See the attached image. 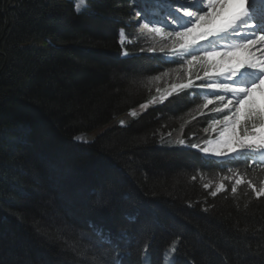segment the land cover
Returning <instances> with one entry per match:
<instances>
[{"label":"trees","instance_id":"1","mask_svg":"<svg viewBox=\"0 0 264 264\" xmlns=\"http://www.w3.org/2000/svg\"><path fill=\"white\" fill-rule=\"evenodd\" d=\"M128 14L125 0H88L79 14L71 0H0V247L12 248V264H45L40 248L46 264H168L178 242L174 264H264V198L233 195L231 184L212 197L199 183L223 171L176 140L209 138L208 115L184 93L148 103L164 91L156 77L177 67L140 51L151 44ZM121 28L134 41L127 57ZM156 129L171 135L159 140ZM82 132L99 134L76 141ZM43 160L69 181L51 188ZM262 169L239 168L258 182ZM36 190L48 209L30 205ZM94 229L113 243L96 249Z\"/></svg>","mask_w":264,"mask_h":264},{"label":"snow or ice","instance_id":"2","mask_svg":"<svg viewBox=\"0 0 264 264\" xmlns=\"http://www.w3.org/2000/svg\"><path fill=\"white\" fill-rule=\"evenodd\" d=\"M86 7V0H78L77 13ZM135 19L139 21L136 27L152 41L140 51L158 53L149 58L161 63L179 64L173 70L176 82L148 103L157 99L164 103L181 93L191 95L186 90L203 96L197 110L208 115L205 132L210 130L212 136L202 143L180 138L176 145L195 150L205 163L229 174L210 195L227 192L223 181H230L233 195L243 187L257 199L264 198V179L258 182L249 172L239 170L242 165L264 164V0H140ZM125 38L121 29L122 46ZM122 55L129 53L125 50ZM94 235L91 242L96 249L113 243L101 229H94ZM150 246L143 249L145 259ZM178 249V242L169 244L168 264H174Z\"/></svg>","mask_w":264,"mask_h":264},{"label":"rangeland","instance_id":"3","mask_svg":"<svg viewBox=\"0 0 264 264\" xmlns=\"http://www.w3.org/2000/svg\"><path fill=\"white\" fill-rule=\"evenodd\" d=\"M72 2H73V4H74V7H75V9H76V6H77V3H78V0H71ZM129 2H130V4H132V9L130 10V14H131V17H132V20L134 21V23H135V29L137 30V31H139L140 32V30L136 27V25L139 23V21H137L136 19H135V12L137 11V10H139V8L138 7H136V5H137V2H135V0L133 1V0H129ZM86 5H87V7H88V0H86ZM81 7H84L83 5H81ZM86 7V8H87ZM129 14V15H130ZM122 29V28H121ZM121 29H119V31L117 32V44H118V46L123 50L124 49V51L126 50L125 49V47L127 46V45H131V43H134V41H131L130 39H129V37L127 36V32L125 31V29H123L124 30V32H125V41H124V44H123V46L121 45V43H120V31H121ZM141 33V32H140ZM142 37H143V40H144V42H147V43H149V44H151L152 45V41L147 37V35L146 34H143L142 33ZM129 41H131V43L129 42ZM151 45H149V47L151 46ZM177 68L179 67V65H177L176 66ZM170 72H172V73H170ZM114 73V77H117V73L116 72H113ZM168 73H170L168 76H165V77H160V79H156V80H154V87H155V89L157 90V89H160V90H162V89H166L165 87H167V81H176V77H175V75H174V72H173V69H172V71H168ZM118 78H120L119 76H118ZM166 82V84H164ZM169 87V86H168ZM202 98H203V96H202ZM142 105V104H141ZM143 105H146V104H143ZM147 108V107H146ZM146 108H141V106L139 105V107L137 106L135 109H131L130 110V113L128 114V115H130L131 117H138V116H140V115H142L145 111H146ZM135 113V116H133V114L132 113ZM156 117H158V116H156ZM120 125H122V126H128L129 125V123H128V121H127V119L126 118H124L122 121H121V123H120ZM157 131H156V133H155V136L157 137V138H159V140H162V138H164V137H166L167 135H168V133L167 134H164V133H166L165 132V130H162V129H156ZM98 134L99 133H96V132H93V133H90V132H82L81 134H79L76 138H75V140L76 141H78V142H84V141H86V143H88V142H93V141H95V139L97 138V136H98ZM79 138V139H78ZM44 161V160H43ZM47 162H49V161H47V160H45L44 162H43V164H44V167L46 168L45 170H44V173L43 174H46V176L48 177V181H50V184L52 183V185L50 186L51 188H54L55 187V185H57L56 184V179L57 178H63V177H65V176H61V174H59V176L60 177H55L54 175H52V173H55V174H57L56 172H58V170H56V164H57V162L55 161V160H52L51 162H49V163H47ZM61 162H59V164H60ZM58 164V165H59ZM228 174V173H227ZM229 175V174H228ZM223 176H225V175H218L217 176V178H214V179H210V178H202V179H200V181H199V183H201V185L204 187V185L205 184H209L210 185V188L209 189H207L210 193H211V191H214L215 190V188H216V186L221 182V179H222V177ZM66 179H68L67 177H65V178H63V181H65ZM68 181H69V179H68ZM39 182H40V184H43L42 183V180H41V178L39 179ZM224 183H225V185L227 186V183H229L230 181H223ZM231 183V182H230ZM36 193H38L37 194V198H32L31 199V201H30V205L32 206V207H34V206H36V204H39L42 208H46V209H48L47 208V204H46V202H45V192H46V190H36L35 191ZM218 194H220V193H218ZM76 200H77V202L76 203H79V201H82V200H80L78 197H76ZM44 204H46L45 205V207L43 206ZM33 209H35V210H33L32 211V213L31 214H33V213H35V212H37V215L36 216H34V218H36V219H38V216H43L44 214H46V213H44V211L42 210V209H40L39 211L38 210H36V208H33ZM42 211V212H41ZM42 213V214H41ZM52 215V214H51ZM48 217H50V216H48V214H46L45 216H44V218L45 219H47ZM51 218V217H50ZM34 221V220H33ZM36 221H34V225L36 224L37 226H39V224L36 222ZM40 230H41V232H43L44 234H47L48 235V232H46V229H43V227H40ZM67 237V236H66ZM74 237V236H73ZM75 240V239H74ZM69 244H70V242H68ZM27 244V243H26ZM30 243H28V245H29ZM72 244V243H71ZM30 248V247H29ZM0 250H1V252H0V257H2V256H4V257H6L7 256V258H9V260H10V263L9 264H12V262L16 259V256L15 255H12V248L10 247V246H1L0 247ZM36 250V249H35ZM42 248H40V250L38 249V250H36V251H34V253L35 254H37V256H39V259H40V261L42 262V263H45L46 264V262L44 261V257H43V255H42ZM25 252L27 253L28 251H26L25 250ZM24 253V252H23ZM25 254V253H24ZM9 255V256H8ZM26 256V255H25ZM32 256H33V254L32 255H30L29 257H31L32 258ZM37 256H33L34 257V261L35 262H37V259H38V257ZM13 257H15V258H13ZM38 259V260H39ZM4 260L2 259V264H5L4 262H3ZM40 262V263H41ZM6 264H8V263H6Z\"/></svg>","mask_w":264,"mask_h":264},{"label":"bare ground","instance_id":"4","mask_svg":"<svg viewBox=\"0 0 264 264\" xmlns=\"http://www.w3.org/2000/svg\"><path fill=\"white\" fill-rule=\"evenodd\" d=\"M49 7V6H48Z\"/></svg>","mask_w":264,"mask_h":264}]
</instances>
